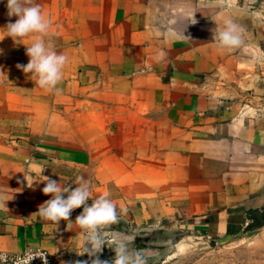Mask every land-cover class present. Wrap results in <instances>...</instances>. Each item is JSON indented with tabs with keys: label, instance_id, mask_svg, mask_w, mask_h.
Returning a JSON list of instances; mask_svg holds the SVG:
<instances>
[{
	"label": "crops",
	"instance_id": "1",
	"mask_svg": "<svg viewBox=\"0 0 264 264\" xmlns=\"http://www.w3.org/2000/svg\"><path fill=\"white\" fill-rule=\"evenodd\" d=\"M35 2L69 63L59 92L36 85L17 67L32 36H6L18 17L0 0V250L95 259L73 223L83 206L59 225L39 215L47 181H28L42 174L73 188L82 178L93 198L126 208L109 230L135 237L148 264H176L171 248L191 234L218 245L262 232L264 0L227 11L218 0ZM223 15L244 28L241 47L213 40ZM97 255L111 264L115 252L106 244Z\"/></svg>",
	"mask_w": 264,
	"mask_h": 264
},
{
	"label": "clouds",
	"instance_id": "2",
	"mask_svg": "<svg viewBox=\"0 0 264 264\" xmlns=\"http://www.w3.org/2000/svg\"><path fill=\"white\" fill-rule=\"evenodd\" d=\"M219 6L225 11L236 7L235 0H218ZM8 15L16 16L15 22L7 24V35L16 42L24 37L32 36V41L28 44L26 53L29 62L17 64L24 73H30L35 77V84L49 92H59L57 87L63 80L64 69L69 63V56L64 52H58L50 40L49 36L52 20L47 17L39 4L35 0H7ZM259 16V12L253 13ZM191 23H196L195 16H189ZM216 22L213 40L220 48L234 49L241 47L245 42V30L234 21L231 15L222 16V26ZM22 43V42H18ZM24 44V43H23ZM30 77V78H31ZM43 173V170H42ZM28 180V179H27ZM47 181L42 191L44 194H51V198L44 202L38 210L41 218L59 225L63 220L71 221V212L83 206V211L71 221L82 230L80 246L90 257H95L91 264H110L108 260H101L98 253L103 251L107 244L111 247L115 256L111 264H148V254L140 249L131 248L135 237L130 235H117L115 231H110V225L119 223V217L127 211L121 208L109 198L107 193L98 194L93 198L92 186L89 181L80 178V182L72 185H61L60 182L50 179L42 174V178L33 179L28 185L32 186L33 181ZM65 194H67L65 196ZM92 199V203L88 201ZM40 250H25L23 254H15L12 264H31L36 257H43ZM9 253L0 250V264H8ZM87 264V261L80 262Z\"/></svg>",
	"mask_w": 264,
	"mask_h": 264
},
{
	"label": "rangeland",
	"instance_id": "3",
	"mask_svg": "<svg viewBox=\"0 0 264 264\" xmlns=\"http://www.w3.org/2000/svg\"><path fill=\"white\" fill-rule=\"evenodd\" d=\"M11 84L6 86L10 91ZM9 96L14 98L12 92L7 98ZM5 109L14 113V107ZM171 251L176 264H264V230L255 235L230 238L218 245H210L200 234H191L180 238L177 247L173 245Z\"/></svg>",
	"mask_w": 264,
	"mask_h": 264
},
{
	"label": "built area",
	"instance_id": "4",
	"mask_svg": "<svg viewBox=\"0 0 264 264\" xmlns=\"http://www.w3.org/2000/svg\"><path fill=\"white\" fill-rule=\"evenodd\" d=\"M29 249L32 250V251L40 250L41 254L44 255L43 257L34 258L33 261H31V264H54L55 263L54 256L50 252H48L47 250L42 249V248H34V247H28L25 250H29ZM24 251L17 252V253L8 252L9 253V262H8V264H12V261L15 258V254H23ZM5 252H7V251H5Z\"/></svg>",
	"mask_w": 264,
	"mask_h": 264
},
{
	"label": "trees",
	"instance_id": "5",
	"mask_svg": "<svg viewBox=\"0 0 264 264\" xmlns=\"http://www.w3.org/2000/svg\"><path fill=\"white\" fill-rule=\"evenodd\" d=\"M176 241H178V240H176Z\"/></svg>",
	"mask_w": 264,
	"mask_h": 264
}]
</instances>
